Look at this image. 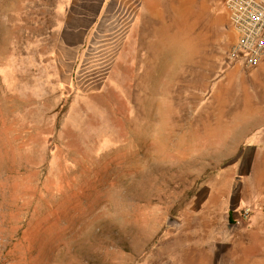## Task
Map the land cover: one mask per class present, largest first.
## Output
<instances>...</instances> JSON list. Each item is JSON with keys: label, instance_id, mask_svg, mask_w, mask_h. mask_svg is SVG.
I'll return each instance as SVG.
<instances>
[{"label": "rangeland", "instance_id": "obj_1", "mask_svg": "<svg viewBox=\"0 0 264 264\" xmlns=\"http://www.w3.org/2000/svg\"><path fill=\"white\" fill-rule=\"evenodd\" d=\"M137 7L0 0V264H264L226 0Z\"/></svg>", "mask_w": 264, "mask_h": 264}, {"label": "crops", "instance_id": "obj_2", "mask_svg": "<svg viewBox=\"0 0 264 264\" xmlns=\"http://www.w3.org/2000/svg\"><path fill=\"white\" fill-rule=\"evenodd\" d=\"M80 1H88V2H101L105 3L108 0H80ZM113 1V0H112ZM119 2H134L138 4L136 10H131L127 8L126 16L130 17L133 15L134 18L137 17H158L161 15L159 13L161 8V3H164L165 0H116ZM148 3H153L155 5V9L151 13L149 11ZM98 17V16H96ZM119 17V16H118ZM124 17V16H123ZM88 34V28L85 26L76 25L71 26L63 33V43L68 47H82L84 46L86 37ZM264 59L255 69L254 77H231L233 79H237L241 90L244 91H252L253 95L250 97L255 98L258 102L255 105V109L253 111L254 117L247 118L246 124L247 133L245 135L244 144L248 147L252 145L255 147V154L253 160V170L259 169L261 184H260V192L264 193ZM245 92V91H244ZM247 92V93H248ZM260 102V104H259ZM251 113V111H248Z\"/></svg>", "mask_w": 264, "mask_h": 264}, {"label": "built area", "instance_id": "obj_3", "mask_svg": "<svg viewBox=\"0 0 264 264\" xmlns=\"http://www.w3.org/2000/svg\"><path fill=\"white\" fill-rule=\"evenodd\" d=\"M226 12L236 42L232 56L248 68L264 59V0H226Z\"/></svg>", "mask_w": 264, "mask_h": 264}, {"label": "water", "instance_id": "obj_4", "mask_svg": "<svg viewBox=\"0 0 264 264\" xmlns=\"http://www.w3.org/2000/svg\"><path fill=\"white\" fill-rule=\"evenodd\" d=\"M169 223H170V224H175L176 221H175L174 219L171 218V219H169Z\"/></svg>", "mask_w": 264, "mask_h": 264}]
</instances>
